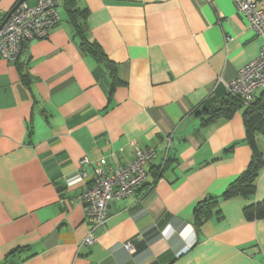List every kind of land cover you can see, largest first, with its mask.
I'll return each instance as SVG.
<instances>
[{
    "label": "crops",
    "instance_id": "obj_1",
    "mask_svg": "<svg viewBox=\"0 0 264 264\" xmlns=\"http://www.w3.org/2000/svg\"><path fill=\"white\" fill-rule=\"evenodd\" d=\"M18 1L0 0V22ZM74 7L79 32L60 0L46 37L27 40L16 61L0 57V264H264V217L243 211L264 200V166L253 194L219 198L199 226L193 216L251 159L243 107L203 122L262 43L233 0ZM254 137L264 158V133ZM134 147L154 149L146 182L112 200L84 243L95 163L130 162Z\"/></svg>",
    "mask_w": 264,
    "mask_h": 264
},
{
    "label": "built area",
    "instance_id": "obj_2",
    "mask_svg": "<svg viewBox=\"0 0 264 264\" xmlns=\"http://www.w3.org/2000/svg\"><path fill=\"white\" fill-rule=\"evenodd\" d=\"M59 1L36 0L33 6L20 2L6 21L0 22V57L16 61L27 40L46 37L60 21ZM233 3L248 27L262 40L256 57L241 67L233 79L225 82L226 91L248 106L256 91L264 89V0H233ZM153 156L152 147H134V158L130 162L114 165L106 158H100L95 163L93 178L81 196L83 217L90 225L84 243L95 241L92 231L106 222V208L112 200L131 195L146 182L147 165ZM74 177L85 180L88 173L80 171ZM132 246L131 242L124 244L127 250Z\"/></svg>",
    "mask_w": 264,
    "mask_h": 264
},
{
    "label": "trees",
    "instance_id": "obj_3",
    "mask_svg": "<svg viewBox=\"0 0 264 264\" xmlns=\"http://www.w3.org/2000/svg\"><path fill=\"white\" fill-rule=\"evenodd\" d=\"M62 1L74 29L76 32H79L81 25L75 20V15L81 14L80 12L82 11L74 7L75 0ZM81 38L83 41L81 45L89 49L93 54H97L98 57L103 58L98 44L83 38V36H81ZM227 94L229 96V101L221 103L217 109L212 110L209 119H205L203 122H209L218 112V114H223L225 117H228L235 109L243 107L246 139L251 148V159L246 169L227 184L219 197L210 196L196 204L193 209L194 223L196 226H199L204 220L217 213L216 206L219 198L225 199L237 194L244 196L253 194L256 188V179L264 166V158L255 144L254 137L256 132L264 133V89H262L258 96H254V100L248 106H245L238 96L229 94L228 92ZM167 161L166 159L163 168L160 166L157 169L156 179L161 176V169L165 168ZM243 211L245 216L250 220L264 217V200L261 203L246 205Z\"/></svg>",
    "mask_w": 264,
    "mask_h": 264
},
{
    "label": "water",
    "instance_id": "obj_4",
    "mask_svg": "<svg viewBox=\"0 0 264 264\" xmlns=\"http://www.w3.org/2000/svg\"><path fill=\"white\" fill-rule=\"evenodd\" d=\"M23 0H20L18 1L14 6L13 8H11V10L8 12V14L6 15V17L3 19L2 23L6 21V19L9 17V15L12 13V11L15 9V7L20 3L22 2Z\"/></svg>",
    "mask_w": 264,
    "mask_h": 264
}]
</instances>
